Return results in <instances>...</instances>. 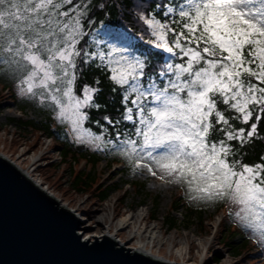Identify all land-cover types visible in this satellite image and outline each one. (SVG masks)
<instances>
[{
    "label": "snow or ice",
    "instance_id": "obj_1",
    "mask_svg": "<svg viewBox=\"0 0 264 264\" xmlns=\"http://www.w3.org/2000/svg\"><path fill=\"white\" fill-rule=\"evenodd\" d=\"M129 24L158 51L136 53ZM0 66L20 95L51 101L76 142L183 179L192 199L229 202L264 247V156L236 158L264 140V0H0ZM88 68L97 74L77 88ZM93 109L103 134L85 127Z\"/></svg>",
    "mask_w": 264,
    "mask_h": 264
},
{
    "label": "rangeland",
    "instance_id": "obj_2",
    "mask_svg": "<svg viewBox=\"0 0 264 264\" xmlns=\"http://www.w3.org/2000/svg\"><path fill=\"white\" fill-rule=\"evenodd\" d=\"M134 41L132 39V44ZM6 88L9 89L8 92L5 91ZM8 95L11 97L9 98ZM0 96V152L19 167L21 166L25 170H35L32 174L33 179L40 176L50 192L62 204L67 205L79 215L84 222L82 227L85 230H81L84 238L91 235L103 236V226L110 225L111 229H114L125 215L130 214L137 218L138 215L143 214L149 216V219L142 226L146 228L157 226L161 231L160 239L166 241L160 251L161 256L169 257L173 248L177 250L185 244L184 247L188 254H186L187 264H215V259L222 255L223 260L219 264H264V250H249V253L234 257L233 250L223 245L226 237L224 231L226 225L231 227L236 225L235 227H239L240 232L245 234L247 239L253 240L248 230H245L234 216L232 218L229 215L234 210L233 205L223 200L192 199L191 197L195 193L190 191L183 179L177 180L159 169H154L157 171V175L154 176L144 164L134 166L118 152L112 151V155L120 158L113 160V165L110 160L112 157H104L94 167L88 164L85 166L78 164L72 168L74 173L81 171L85 175L91 173L92 177L99 178V184L108 189V197L104 201L95 200L89 192L75 193L69 189L68 185L60 187L58 181L64 184L62 179H68L70 171L66 170L64 173L56 171L53 174V169L45 167L46 161L39 162L45 151H49L53 158L58 157L52 142H47V139L40 133H35L30 128L20 127L16 122L11 121V119L21 117L23 120L41 123L47 121L49 117L54 118L52 109L47 106L51 104V101L41 104L38 99L20 95L16 76L4 71L3 66H0ZM16 109H21L23 116H20ZM54 119L56 120L54 123L57 126L56 131L60 127L63 128L68 139L76 146L87 147V154L101 153L109 148H96L76 142L67 122L61 123L58 119ZM56 126L53 127L54 130ZM36 143L38 146L33 148ZM46 143H50L49 150L47 149L49 144L46 145ZM84 154L78 153L77 155L81 159H88L83 156ZM36 159L38 160L35 161ZM57 162L59 160L54 164ZM91 163L93 164V162ZM39 166L45 168L39 171ZM64 167L68 169V165ZM118 168L120 170H117ZM161 175L165 176L163 180L160 179ZM175 203H178L177 210L173 209ZM227 210H229L228 213ZM153 212L155 217L151 219ZM168 219L176 221L175 227H169ZM99 222L103 226H100ZM138 228H140L139 224ZM141 228L140 231H144V228ZM130 232V229L122 231L119 233V238L116 237V239L128 240ZM238 234L236 233L235 236ZM223 235L224 237H222ZM131 245H135V242ZM171 259L183 263L176 256Z\"/></svg>",
    "mask_w": 264,
    "mask_h": 264
},
{
    "label": "water",
    "instance_id": "obj_3",
    "mask_svg": "<svg viewBox=\"0 0 264 264\" xmlns=\"http://www.w3.org/2000/svg\"><path fill=\"white\" fill-rule=\"evenodd\" d=\"M83 223L0 155V264H176L107 234L84 239Z\"/></svg>",
    "mask_w": 264,
    "mask_h": 264
},
{
    "label": "trees",
    "instance_id": "obj_4",
    "mask_svg": "<svg viewBox=\"0 0 264 264\" xmlns=\"http://www.w3.org/2000/svg\"><path fill=\"white\" fill-rule=\"evenodd\" d=\"M118 17L113 15L112 21L115 23L117 22ZM124 23H128V18H124ZM130 29L137 32V36H134L135 42L133 43V47L135 49L136 53H147L152 52L156 53L158 50L153 48L147 43V37H143V33H140L138 31L139 25H132L129 24ZM161 57H166L165 53L160 52L159 55L154 56V61L161 60ZM98 72V69L96 68H88L84 71L83 79L78 81V84L76 85L77 88H79V84L87 81L88 83H91L93 80L94 75H96ZM105 88L104 92L101 95L100 99L102 102L106 103L108 105L107 112L110 113L113 117H116L118 112L117 110L121 109L122 106L120 104V96L115 95L113 98L112 93H110L107 81H104ZM77 94H80L77 92ZM1 98V96H0ZM0 107H1V99H0ZM103 111V110H102ZM91 117L93 118V122L89 123L88 121H85V127H91L93 132L97 133L98 135L103 134V132L107 131V128H100L95 124V119L100 116V113H98L96 110H91L90 112ZM11 121L16 122L20 127L24 128H32L34 132H38L43 130L45 133L53 134L56 136V138L59 140V147L62 149L63 154L65 158L67 159L69 156H73L76 158V155L78 153H85L83 156L87 157L91 162L94 164L98 163L102 158L104 157H112L110 160L111 162L113 160H119L120 158L115 157L116 155H112V151L108 148L106 151H102L101 153H90L87 154L86 151H88L87 147L84 146H76V144L68 139L67 134L64 132L63 128L60 127L58 131L52 130L53 123L56 122V120L52 117H49L47 121L45 122H35L31 120H23V119H11ZM59 123V122H58ZM106 122L102 119L100 120V124L104 125ZM238 124L240 122H237ZM123 126L131 127L130 122H124ZM229 143H232L234 145L237 144L236 141H230ZM36 145L33 147H37ZM241 150L245 153L242 157L243 162L252 164L255 162H260L261 156H264V140L261 139H255L254 142L247 144L246 146H237V159H241L240 155L238 154ZM231 159V158H230ZM72 164L70 163V167ZM46 168L53 169V174L56 172V167L54 165H49ZM99 178L92 177L91 174L85 175L84 173H81L80 171L76 172L73 178V188L76 189V191H85L91 193V196L97 200V201H104L108 197V189L104 188L101 184H99ZM59 186L60 182L58 181ZM178 203H175L173 206L174 210H177ZM229 210H227V213ZM232 218L233 215L229 214ZM155 213L153 212L151 215V219H154ZM176 221L173 219H168V225L170 228L175 227ZM236 226V225H235ZM235 226H228L226 225L224 228L226 237L225 241L223 243L224 246L229 247L233 250L232 254L234 257L242 256L244 253H249V250H264V247H259L258 243L255 239L249 240L246 238V235L240 232L239 227ZM229 231V232H228ZM238 234L236 236H239V238H236L235 234ZM224 237V235L222 236ZM223 256V255H222ZM219 257L215 259V263H220L223 260V257Z\"/></svg>",
    "mask_w": 264,
    "mask_h": 264
},
{
    "label": "bare ground",
    "instance_id": "obj_5",
    "mask_svg": "<svg viewBox=\"0 0 264 264\" xmlns=\"http://www.w3.org/2000/svg\"><path fill=\"white\" fill-rule=\"evenodd\" d=\"M0 155L4 156L6 159L10 161V159L5 156L3 153L0 152ZM17 166V165H16ZM24 174H26L30 179L32 178L31 170H25L23 167L17 166ZM144 223V215L140 214L137 216V218L134 215H125L123 216L114 229H111L110 225L103 226L101 222H99L100 226H103V235H110L114 238L119 236V233L122 231H126L128 229L131 230L130 236L128 237V240L118 239V241L124 245H131V243L135 242V245L128 246V248L145 253L151 257L155 258H161L166 261H171L176 264H187L186 262V250L184 245L180 249H175L170 251L169 257L167 256H161L160 251L165 246L166 241L164 239H160L161 231L158 229L157 226L146 228L142 226ZM139 224V227H143L144 231H140V228L137 229ZM134 226V228H132ZM141 228V229H143ZM84 229V228H83ZM82 229V230H83ZM85 230V229H84ZM96 237H102L101 235H91L86 236L84 239H90L93 240ZM119 238V237H118ZM188 255V254H187ZM176 256L178 259H181L183 263H180V261H172V257ZM189 260V259H188Z\"/></svg>",
    "mask_w": 264,
    "mask_h": 264
},
{
    "label": "built area",
    "instance_id": "obj_6",
    "mask_svg": "<svg viewBox=\"0 0 264 264\" xmlns=\"http://www.w3.org/2000/svg\"><path fill=\"white\" fill-rule=\"evenodd\" d=\"M46 139V138H45ZM49 141H51L52 142V139H47V142H49ZM49 144V145H48ZM52 144H53V142H52ZM46 145H48V147H47V149L49 148V146H50V143H46ZM49 150V149H48ZM56 154H57V158H53V155L49 152V151H45L43 154H42V158L43 157H45V156H50L51 157V162H56V161H61L62 160V155H61V153L60 152H55ZM38 159H36L35 161H37ZM41 160V159H40ZM36 163V162H35ZM35 170H31V173L33 174V172H34ZM32 178H33V175H32ZM37 178V179H36ZM35 181L36 182H38L39 184H44L43 182H42V180H41V178H40V176H38V177H35ZM44 187L45 188H48V186L47 185H45L44 184Z\"/></svg>",
    "mask_w": 264,
    "mask_h": 264
}]
</instances>
